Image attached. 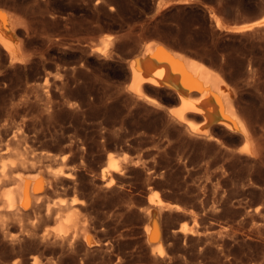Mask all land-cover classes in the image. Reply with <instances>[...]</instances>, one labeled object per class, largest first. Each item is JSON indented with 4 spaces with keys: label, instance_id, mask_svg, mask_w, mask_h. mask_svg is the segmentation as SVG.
Returning a JSON list of instances; mask_svg holds the SVG:
<instances>
[{
    "label": "rangeland",
    "instance_id": "rangeland-1",
    "mask_svg": "<svg viewBox=\"0 0 264 264\" xmlns=\"http://www.w3.org/2000/svg\"><path fill=\"white\" fill-rule=\"evenodd\" d=\"M0 7L20 20L17 52L0 44V264H264V24L230 29L258 20L264 0ZM151 41L225 78L249 141L220 124L191 132L169 89L130 91L129 61ZM20 172L42 188L15 213L2 194ZM72 212L78 228L62 234ZM154 214L162 253L148 239Z\"/></svg>",
    "mask_w": 264,
    "mask_h": 264
},
{
    "label": "bare ground",
    "instance_id": "bare-ground-1",
    "mask_svg": "<svg viewBox=\"0 0 264 264\" xmlns=\"http://www.w3.org/2000/svg\"><path fill=\"white\" fill-rule=\"evenodd\" d=\"M0 13H2L0 15V44L9 55H12L18 49L16 29L20 20L14 13L1 7ZM260 16L255 22L233 26L230 29L243 32L256 28L258 30V27L262 28L264 24V14ZM215 19L220 25L218 17ZM144 47L141 56L129 61L128 88L130 91L144 98L145 90L149 86L169 89L176 94L178 99V104L169 108L170 114L177 117L178 121L186 123L191 132L211 136L212 126L220 124L224 129L241 133L244 139L249 141V131L234 104L233 88L216 69L183 52L175 51L161 42L151 41ZM189 114L194 118L201 116L203 125L196 126L188 117ZM109 167L117 170L114 162H110ZM102 170L104 172V169ZM5 173L6 169L3 168L2 175L5 176ZM25 176L21 172L18 173L17 179L14 180L17 186L5 190L2 194L5 208L10 212L18 213L30 209L35 195L42 188L37 176L31 178ZM159 205L165 209H181L178 204L162 200ZM156 219L154 214L148 231V239L154 242L157 250L162 253L159 240L160 229ZM78 225V215L72 212L64 217L59 229L63 232L62 234H65L70 228L77 229ZM179 230L183 231V228ZM84 236L87 245H92L93 241L87 232Z\"/></svg>",
    "mask_w": 264,
    "mask_h": 264
},
{
    "label": "water",
    "instance_id": "water-1",
    "mask_svg": "<svg viewBox=\"0 0 264 264\" xmlns=\"http://www.w3.org/2000/svg\"><path fill=\"white\" fill-rule=\"evenodd\" d=\"M129 81V73H128V78H127V82Z\"/></svg>",
    "mask_w": 264,
    "mask_h": 264
},
{
    "label": "snow or ice",
    "instance_id": "snow-or-ice-1",
    "mask_svg": "<svg viewBox=\"0 0 264 264\" xmlns=\"http://www.w3.org/2000/svg\"><path fill=\"white\" fill-rule=\"evenodd\" d=\"M0 15H2V13H0Z\"/></svg>",
    "mask_w": 264,
    "mask_h": 264
}]
</instances>
